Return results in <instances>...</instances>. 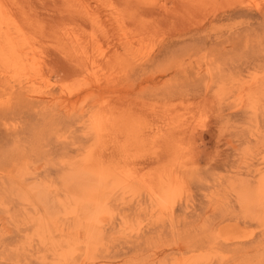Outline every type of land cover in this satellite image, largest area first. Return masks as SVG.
<instances>
[{
    "label": "rangeland",
    "instance_id": "obj_1",
    "mask_svg": "<svg viewBox=\"0 0 264 264\" xmlns=\"http://www.w3.org/2000/svg\"><path fill=\"white\" fill-rule=\"evenodd\" d=\"M39 1L0 0V264H264V0Z\"/></svg>",
    "mask_w": 264,
    "mask_h": 264
},
{
    "label": "bare ground",
    "instance_id": "obj_2",
    "mask_svg": "<svg viewBox=\"0 0 264 264\" xmlns=\"http://www.w3.org/2000/svg\"><path fill=\"white\" fill-rule=\"evenodd\" d=\"M40 1H41V6H42V7L47 8L46 6H49V8H52V9H53V8L59 7V5H61V4H60L61 1H64V2H65L66 0H40ZM40 1H39V2H40ZM45 8H44V10H46ZM49 10H50V9H49ZM53 10H54V9H53ZM53 10H52V11H53ZM55 10H56V9H55ZM55 10H54V11H55ZM60 10H61V9H60ZM55 12H56V11H55ZM55 12H53V13H55ZM60 15H61V14H60ZM67 15H69V14H67ZM61 16H62V15H61ZM53 17H54V16H53ZM68 17H69V16H68ZM68 17H67V18H68ZM70 17H71V16H70ZM54 18H55V17H54ZM59 18H61V17H59ZM62 19H64V18H62ZM62 19H61V20H62ZM70 19H71V18H70ZM65 22H69V20H68V21L66 20ZM63 23H64V22H63ZM65 24H67V23H65ZM54 38H55V37H54ZM55 43H56V42H55Z\"/></svg>",
    "mask_w": 264,
    "mask_h": 264
}]
</instances>
